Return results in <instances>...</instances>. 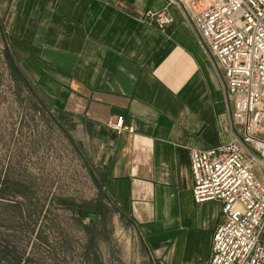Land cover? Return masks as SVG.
Instances as JSON below:
<instances>
[{
  "label": "crops",
  "instance_id": "crops-1",
  "mask_svg": "<svg viewBox=\"0 0 264 264\" xmlns=\"http://www.w3.org/2000/svg\"><path fill=\"white\" fill-rule=\"evenodd\" d=\"M165 0H0L2 41L49 107L99 143L101 180L129 215L150 264H207L219 200L192 195L190 152L230 139L218 77ZM135 130L115 132L112 115Z\"/></svg>",
  "mask_w": 264,
  "mask_h": 264
},
{
  "label": "rangeland",
  "instance_id": "rangeland-1",
  "mask_svg": "<svg viewBox=\"0 0 264 264\" xmlns=\"http://www.w3.org/2000/svg\"><path fill=\"white\" fill-rule=\"evenodd\" d=\"M0 28V264H150L128 214L105 196L104 215L73 210L96 199L99 143L53 110L29 77L16 79Z\"/></svg>",
  "mask_w": 264,
  "mask_h": 264
},
{
  "label": "built area",
  "instance_id": "built-area-1",
  "mask_svg": "<svg viewBox=\"0 0 264 264\" xmlns=\"http://www.w3.org/2000/svg\"><path fill=\"white\" fill-rule=\"evenodd\" d=\"M149 10L161 26L174 7L215 71L230 139L190 152L196 202L219 200L222 220L207 264H264V0H165ZM108 127L135 130L123 114Z\"/></svg>",
  "mask_w": 264,
  "mask_h": 264
},
{
  "label": "trees",
  "instance_id": "trees-1",
  "mask_svg": "<svg viewBox=\"0 0 264 264\" xmlns=\"http://www.w3.org/2000/svg\"><path fill=\"white\" fill-rule=\"evenodd\" d=\"M3 52L5 54L6 63L8 64L9 68L11 69V73L15 76L16 79L25 80L24 78H26V76L23 74V72L19 68L18 64L15 61L14 56L8 50L6 45L4 46ZM26 85H27V87L31 88L30 83L26 82ZM98 186H99V184H98ZM98 190H99L98 196L96 199H91L88 201L84 200V201H81L82 203H79L75 199H69V204L71 205L73 210H81L84 212L86 211L87 213L93 214L94 216H97V217L102 216V215H104L103 204H105L106 194H105V191H103V189L100 186H99ZM20 263H21L20 260L17 259V262L12 263V264H20ZM24 264H32V263L26 261Z\"/></svg>",
  "mask_w": 264,
  "mask_h": 264
}]
</instances>
